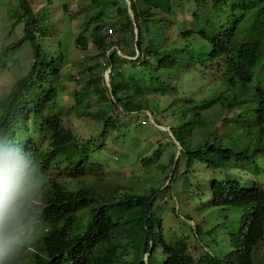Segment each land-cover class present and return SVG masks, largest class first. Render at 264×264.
Segmentation results:
<instances>
[{"label": "trees", "instance_id": "1", "mask_svg": "<svg viewBox=\"0 0 264 264\" xmlns=\"http://www.w3.org/2000/svg\"><path fill=\"white\" fill-rule=\"evenodd\" d=\"M128 1L133 17L125 0H91L101 6L100 10L87 17L88 22L74 43L83 48L88 43L95 45L97 56L113 67L114 75L109 77L113 107L125 112L151 109L154 119L158 113L155 110L160 107L147 96H174V81L181 72L192 66H215V80H221L223 88L198 99L197 105H193L192 98L173 97L168 102L169 108L178 101L188 103V112L196 109L185 118L180 115L177 126L169 127L172 140L181 146L178 156L171 157L168 169L160 162L164 149L156 148L148 166H163L165 173L171 167L177 168L176 174H182L185 180L196 177L194 164L215 172L213 178L205 181V192L199 188L200 181H190L188 186H196L197 197L206 199L198 201L199 206L211 205L217 210L241 208V225L232 234L233 250L223 257L208 256L206 252L196 257L182 239L168 240L162 217L155 210L156 200L152 199L156 197L152 189L155 192L158 188L152 187L147 194L131 189L116 196H103L83 182L99 166L93 164L97 160L92 158L93 148L85 145L87 137L78 143L71 129L63 126L59 84L52 79L60 74L62 54L45 62L44 51L36 43L37 36L45 38L50 26L45 21L44 7L34 13L31 1L15 0L12 14L23 23V34L16 44L30 43L33 61L0 101V143H23L35 167L42 166L43 173L36 172L32 183L37 200L43 197L40 206L45 203L46 207L44 218L34 217L28 223L27 235H19L7 245V264H264V252L257 261L254 256L264 242V184L241 182L237 174H219L256 161L258 153L264 155V0H185L191 9L190 20L177 18L176 10L182 6L176 2L179 0ZM113 11L115 15L110 16ZM102 24L106 30L124 36L129 33L136 58H122L115 51L107 57L103 50L118 45L120 40L105 33V28L101 31ZM172 25L176 29L173 33ZM168 29L170 35L165 33ZM149 34L151 39L147 38ZM124 40L125 37L121 41ZM130 53L134 55V50ZM116 59H120L119 65L115 64ZM122 61L135 70L128 68L130 72H125L120 66ZM92 82L96 100L103 103L108 88L103 84L97 88V82ZM181 89L184 91L183 82ZM72 95L86 116L100 122L101 132L114 126L116 118L111 119L107 110L90 112L84 108L87 86ZM213 107L216 111L205 118L204 112ZM166 109L161 108L160 112ZM202 129L206 131L202 144L191 142ZM24 135L31 140H22ZM94 136L92 147L100 152L104 146L99 145L100 141L94 142ZM128 137L123 134L122 141ZM170 144L175 145L172 141ZM181 163L183 170L179 169ZM59 166V179H53L48 171ZM68 176L79 183L76 188L66 185ZM194 231L199 232V226ZM193 252L199 253L200 249L194 248Z\"/></svg>", "mask_w": 264, "mask_h": 264}, {"label": "rangeland", "instance_id": "2", "mask_svg": "<svg viewBox=\"0 0 264 264\" xmlns=\"http://www.w3.org/2000/svg\"><path fill=\"white\" fill-rule=\"evenodd\" d=\"M32 3L34 13H37L43 6L46 12V24L50 26L46 30L45 38L37 36L36 43L39 44L45 54V62H49L53 57L58 59L59 54H62V68L58 77H52L54 81L58 80V96L59 102L62 103V122L64 127H68L73 131L75 136L80 139L89 135L94 136V142L102 141L106 148L102 150L103 155L98 161V168L95 174L88 178L91 189L103 196H116L124 191L131 189L146 194L148 190L158 188L153 193L156 194L155 210L162 217V227L166 233L168 240L182 239L193 256L198 257L201 252H206L208 256L216 255L223 257L228 251L233 250L232 234L238 229L242 222L241 208L229 207L227 210H217L215 206L198 205V201H205L203 196L197 197L196 186H188L190 181H200V190L205 192V181L215 176V172L206 171L200 165H193L192 171L196 177H191L190 180L183 179V175L176 170L170 168V171L165 173L163 166L160 168L156 165L148 166L141 164L140 160L153 158L154 148H163L164 152L160 162L167 165L169 169V160L171 157H177L180 150L175 141L169 136L168 130L171 125L177 126L180 115L187 117L192 109L188 112V103H180L176 101L174 106L169 108L170 100L173 97L192 98L193 105H197L200 98H205L212 94L217 88H223L224 83L221 80H215L218 73L214 71L215 66L204 68L200 65L192 66L179 74L175 79L176 94L173 95H150L155 101V111L158 113L155 120H160L159 124L154 123L151 127L148 125L152 120L145 122L144 114L147 111L153 116L151 109H145L142 112L127 114L121 107H113L112 94H107V99L102 103L96 100V94L93 90V80L97 82V88H101L107 82L109 77L114 75L113 67L107 61L97 56L98 49L95 45L88 43L84 48L77 47L74 43V38L86 26L88 21H85L89 15L100 10L99 4L91 3V0H29ZM182 4L177 11V18H185L190 20V7L185 0L176 1ZM126 6L129 3L125 0ZM15 0H0V98L5 97L10 91L11 86L21 76L25 75L33 61V47L27 41L17 43L23 34V23L18 21L12 14V9L15 7ZM109 13V12H108ZM115 15L114 11L110 16ZM169 20V16L167 15ZM95 25V21L93 22ZM115 28L118 27L116 24ZM105 28V24H102ZM172 33L176 31L172 25ZM104 32L112 37H117L120 40L118 45H109L104 49L105 55L108 57L115 51L120 57L126 59L136 58L137 52L131 44V35L128 33L124 36L122 33H115L112 29H104ZM171 34L170 29L166 31ZM86 34V33H85ZM123 35V36H122ZM125 37L124 41H121ZM148 35V39H151ZM127 38V40H126ZM124 42V44H123ZM6 46V48H5ZM110 48V49H109ZM134 50V55L130 53ZM4 50V53H1ZM125 54H127L125 56ZM9 60V61H8ZM120 59H116L115 64L119 65ZM4 62V64H3ZM121 69L125 72H133L134 67L130 63L121 62ZM110 68V69H109ZM130 68V69H128ZM192 68V69H191ZM78 76L79 79L75 77ZM60 77V78H59ZM183 82L184 91L181 89ZM103 84V85H102ZM87 86L88 95L83 98L82 103H86V107L90 112H94L98 108L107 110L108 116L117 118L123 122H127L126 129H129V134L134 131L139 135H132L134 138H140L136 144L131 143L128 147L123 143L114 142L113 139L119 137L118 131L109 130L102 131L98 127V122L88 116L80 113L82 110L75 103L73 92L83 91V87ZM106 87V86H105ZM110 89V86H108ZM169 102V103H168ZM79 105H81L79 103ZM82 106V105H81ZM166 111L160 112L161 108H166ZM216 111L213 107L205 111V118L208 114ZM149 111V112H148ZM171 112L173 116H171ZM130 115L129 117H127ZM231 114H227L230 116ZM111 118V119H112ZM144 120V121H143ZM132 127V128H130ZM158 127V128H156ZM122 129V127H120ZM107 132V135H104ZM136 133V134H137ZM206 131L200 130L190 139L191 142L204 141ZM131 137H129V140ZM172 141L175 145H171ZM92 142V141H91ZM10 143V142H9ZM19 143V142H18ZM130 142L126 141V145ZM139 147H147L140 149ZM252 153V150H250ZM183 163L179 169L183 170ZM56 174V171H53ZM166 175L163 180L162 176ZM259 173V174H257ZM222 177L226 174L238 175L241 182L247 180L248 184L257 182L260 185L264 184V155L258 153L256 161H248L240 165L238 168H228L227 173L221 171ZM260 176V177H259ZM259 177V178H258ZM240 182V184H242ZM169 185L167 189L159 188V185ZM66 185L72 189L77 186L74 180H66ZM155 186V187H154ZM201 195V194H200ZM238 211V212H237ZM186 215V216H185ZM185 216V217H184ZM199 226L200 231L195 232L194 227ZM26 230L20 236L27 235ZM254 256L257 261L260 255L264 252V242L260 243ZM194 248L200 252H193ZM146 256H143L145 259ZM255 264H259L255 262Z\"/></svg>", "mask_w": 264, "mask_h": 264}, {"label": "clouds", "instance_id": "3", "mask_svg": "<svg viewBox=\"0 0 264 264\" xmlns=\"http://www.w3.org/2000/svg\"><path fill=\"white\" fill-rule=\"evenodd\" d=\"M127 2L129 3L128 0ZM75 78L79 79L78 76H76ZM107 84L109 86V81L107 82ZM105 86L108 88L106 84ZM108 93L111 94L109 89H108ZM5 97L0 98V101L5 99ZM74 101L76 103V98ZM2 110L3 108L0 106V117L2 116L1 115ZM80 113L86 116L83 111H81ZM126 113L131 114L135 112L133 111ZM129 116L130 115H128L127 117ZM144 117H145V121L143 120L144 123L152 120V124H153L155 121V119L153 118L150 112L148 114L146 111ZM114 121H115L114 126H111L109 128V130H114V131L116 130L119 133V137L113 139L114 142L123 143L125 144V146L128 147L131 143L136 144V141H140V138H134L132 136V135H139L137 132L134 131L133 133L129 134L128 132L129 129H126V127L130 125H126L127 122H123L117 118ZM120 127H122V129ZM166 131H168L169 136L172 138V133L170 129ZM125 133L127 134V136L131 137L130 140L128 137L127 139H124V141H122V135ZM73 135L75 137V140L79 143L80 139H78L74 133ZM104 135H107V132ZM22 140L28 141L31 140V138L28 135H24L22 136ZM91 141H92V135L87 136V143L85 145L90 147V150L93 148L91 152L92 158L97 159L93 161V164H98L100 157L103 155L102 150L106 148V145L103 144L102 141H100L99 145H103L104 147L101 149L100 152H96L95 151L96 149L92 147ZM126 141L130 143L126 145ZM174 141L175 140L173 139V142ZM139 148L142 150L147 149V147H139ZM155 149L156 148H154V150ZM178 149H181V146ZM140 162L142 165L145 163L146 165H148L149 163L146 158H142ZM60 169H61L60 166L51 169L48 171V175L51 176L53 179H59L58 174L60 172ZM53 171H56V174H54ZM36 172L43 173L42 166L40 165L39 168L35 167L34 161L30 156L28 148H26L23 143H19L17 145H8V146H5L4 144L0 143V264H7L6 261L7 253L5 251V248L10 242L17 240L19 238V235L23 233L28 223L33 221L34 217L44 218V208L46 207V205L45 203H43V206L42 207L40 206L43 197L41 195L40 200H37L35 195L36 189L32 183V179ZM91 176L93 175L90 173L88 177L83 178V182H87L88 178ZM70 177L72 176H68V178L65 179V183L66 180H73ZM87 183L90 186L89 182ZM78 185L79 183L77 182V186ZM163 185L164 184H162L161 188H165V186ZM40 187L43 188L44 185L41 184ZM124 258L129 259L126 256H124Z\"/></svg>", "mask_w": 264, "mask_h": 264}, {"label": "water", "instance_id": "4", "mask_svg": "<svg viewBox=\"0 0 264 264\" xmlns=\"http://www.w3.org/2000/svg\"><path fill=\"white\" fill-rule=\"evenodd\" d=\"M128 6V5H127ZM128 12H129V14H130V17H133V15L131 14V12H130V9H128Z\"/></svg>", "mask_w": 264, "mask_h": 264}, {"label": "bare ground", "instance_id": "5", "mask_svg": "<svg viewBox=\"0 0 264 264\" xmlns=\"http://www.w3.org/2000/svg\"><path fill=\"white\" fill-rule=\"evenodd\" d=\"M109 49H110V48H109ZM105 50H106V49H105ZM126 55H127V54H125V56H126ZM230 143H231V142H230ZM192 167H193V166H192ZM257 174H259V173H257ZM259 177H260V176H259ZM259 177H258V178H259ZM245 184H246V183H245ZM237 212H238V211H237ZM185 216H186V215H185ZM185 216H184V217H185Z\"/></svg>", "mask_w": 264, "mask_h": 264}]
</instances>
